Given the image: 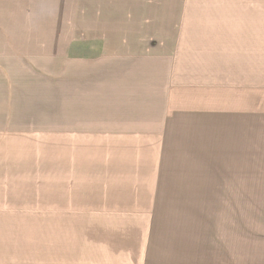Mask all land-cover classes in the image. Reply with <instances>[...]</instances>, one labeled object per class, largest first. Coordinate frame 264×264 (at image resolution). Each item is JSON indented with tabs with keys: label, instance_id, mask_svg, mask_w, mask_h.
Masks as SVG:
<instances>
[{
	"label": "rangeland",
	"instance_id": "rangeland-1",
	"mask_svg": "<svg viewBox=\"0 0 264 264\" xmlns=\"http://www.w3.org/2000/svg\"><path fill=\"white\" fill-rule=\"evenodd\" d=\"M15 1H0V264H139L138 250L122 242L138 246L153 194L172 183L187 195L199 189L191 184L200 177L155 175L195 163L177 150L189 135L183 111L204 106L190 95L189 54L197 45L217 51V42L194 37L217 28V49L230 57L228 47L264 50V15L230 13L253 5L224 6L229 15L204 9L214 0H97L96 9L66 0L62 16L32 15ZM209 153L216 166L218 152ZM258 183L264 191V177ZM170 233L156 235L160 251L177 264L201 261L200 249Z\"/></svg>",
	"mask_w": 264,
	"mask_h": 264
},
{
	"label": "crops",
	"instance_id": "crops-1",
	"mask_svg": "<svg viewBox=\"0 0 264 264\" xmlns=\"http://www.w3.org/2000/svg\"><path fill=\"white\" fill-rule=\"evenodd\" d=\"M0 1L5 7L9 6L6 0ZM50 1L49 7L40 4L19 7L17 0L14 5L26 13L31 10L32 15L49 14L43 13V10H52L56 16L65 14L66 0ZM74 2L70 0V4ZM103 4L92 0L94 9ZM78 5L88 7L86 2ZM179 5L177 9H185L182 2ZM229 5L255 6V9L241 8L245 10L231 11V14L264 15V11H255L264 10V0H214L205 3L204 9L229 15L223 13L224 6ZM209 12L205 11L206 14ZM217 30L211 29V36L203 33L194 37L195 42H217V51L214 46L199 48L197 45L189 54L193 58L190 62L195 65L191 76L194 85H189L190 95L193 96L194 91L196 95L199 93L204 106L193 112L183 111V127L189 135L179 143L182 147L177 150L184 149L187 158L195 163L155 168V175L200 177L191 184L199 189H189L187 195L179 184L172 183L166 193L153 194L152 207L146 213L147 231H139L136 238L138 246L129 247L130 241L122 242L126 249L138 250L139 264H177L172 254L160 251L163 240L156 235L166 231L171 232L168 239L177 238L184 249L193 244L201 250V261L190 264H264V219L262 225H258L257 221L258 216L264 218L261 212L264 195L260 194L264 191L258 190V177H264V50L261 47L253 50L245 48L242 55H237L234 49L228 47L232 57L221 55L217 48L223 42V34L219 30L217 33ZM121 57L132 58L123 53ZM241 79L245 81L238 84ZM156 80L157 83L163 82L160 77ZM210 105L218 106L212 107L215 108L212 110L204 108ZM213 151L218 152L216 166H211L209 152ZM169 159L181 160L175 155ZM221 161L225 162V166H219ZM186 231L191 234L187 240Z\"/></svg>",
	"mask_w": 264,
	"mask_h": 264
}]
</instances>
